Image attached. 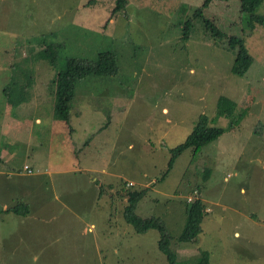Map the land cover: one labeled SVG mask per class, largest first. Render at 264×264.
Wrapping results in <instances>:
<instances>
[{
	"label": "rangeland",
	"instance_id": "1",
	"mask_svg": "<svg viewBox=\"0 0 264 264\" xmlns=\"http://www.w3.org/2000/svg\"><path fill=\"white\" fill-rule=\"evenodd\" d=\"M201 2L127 0L123 13L113 12L115 0H0V168L20 169L0 181L1 206L17 197L16 185L30 187L35 204L54 195L34 167H49L48 140L63 129L49 91L55 68L39 57V39L61 44L59 67L105 50L118 66L116 75L76 81L65 124L77 158L94 167L108 159L113 176L102 179L111 191L96 201L83 173L61 176L66 193L57 198L67 207L0 218V264H166L160 232L125 222L126 191H146L135 212L163 221L181 264L200 250L208 264H264V23L251 22L240 0H209L202 13L226 35L218 38L192 17ZM255 14L264 16V0ZM229 35L242 37L252 58L244 77L231 73ZM200 114L221 135L194 155L183 150L166 175L170 149ZM196 197L205 207L201 230L192 243L178 242L185 205Z\"/></svg>",
	"mask_w": 264,
	"mask_h": 264
},
{
	"label": "trees",
	"instance_id": "2",
	"mask_svg": "<svg viewBox=\"0 0 264 264\" xmlns=\"http://www.w3.org/2000/svg\"><path fill=\"white\" fill-rule=\"evenodd\" d=\"M262 0H240V9L242 12L249 14V20L258 24L264 23V16L255 14L256 8ZM127 0H115L113 12L125 10ZM209 0H202L201 4L192 12V17L201 18L203 24L215 34L218 38H223L226 35L218 29L207 17L202 13V9L207 7ZM189 20L185 21L183 27V37L188 36ZM41 42L38 55L40 58H48L50 65L55 68V73L52 77L50 93L54 97L53 115L54 118L60 120H68V112L70 102L73 95L74 86L77 80L88 75H102L113 76L118 73V66L115 54L112 51L105 50L98 53L96 60L87 61L75 58H65L62 66H58V50L61 44L45 43L44 37L39 39ZM228 47L235 50V58L231 67V73L237 77H244L251 65L252 58L244 44L243 38L237 35L227 36ZM222 130L208 125V119L205 115L200 114L191 127L189 133L184 140L178 143L174 148L170 149V159L167 164V175L173 167V164L183 150L190 149L192 155L203 145L216 139L220 136ZM164 174V175H165ZM146 191H127L126 204L122 210V216L134 229L138 232L146 231L147 229H157L160 232L158 241L159 249L166 256V264H181L176 259L175 253L168 247V234L163 221L159 217L142 218L136 214V205L138 201L144 196ZM4 212H12L16 215H25L28 212L26 204L17 203L6 209L0 206V216ZM205 214V207L203 201L196 197L189 198L184 209V222L179 235L178 242L192 243L195 241L196 235L200 232V222ZM192 264H208V254L205 250H200L197 257Z\"/></svg>",
	"mask_w": 264,
	"mask_h": 264
},
{
	"label": "crops",
	"instance_id": "3",
	"mask_svg": "<svg viewBox=\"0 0 264 264\" xmlns=\"http://www.w3.org/2000/svg\"><path fill=\"white\" fill-rule=\"evenodd\" d=\"M68 115H69V118H67L68 120H62L63 122H61L63 123L61 124L63 126V129L56 130L52 136V141L49 142L48 140L46 161L48 162L49 167L48 168H38L36 166V163L34 162V167L36 168V174H38L37 176L45 177L47 180H49V184H51V195L54 194L53 197H50V199L47 201L44 200L39 204H35L36 200L29 196L30 187L24 188V187H17L16 185V191H17L16 196L17 197H15L14 199H11V201L8 203L9 205L2 204V206L1 205L0 206L2 207V209H6L14 204L22 203V204L27 205L28 212L25 215H16L12 212H4L1 214L0 218H4V216H7L8 213H12L15 216H19V219L21 220H28L31 217L35 216V213H33V210H32L34 208L40 209L42 214H46V211L52 208L53 206L51 205L53 204L56 205V203H58L62 207H67V205L64 204L61 199L57 198L58 196L62 197L63 194L66 193V190L63 188L62 185H60V183H57V181H60L61 176L67 175V174H74L75 177H77L76 175H79L80 177L81 176L80 174L83 173V176L87 177L86 179L88 180L89 184L91 183L95 185V191H97L96 201H99L102 198L103 193L108 192L106 191L105 187H109L110 188L109 192L111 191V184L109 182H106V180L104 182L102 179V176H106V177L113 176V174L111 173L112 171L110 172L109 168L107 167L108 159L106 157H104L105 161L104 160L101 161V164L97 163V164H100L99 165L100 167H94L93 163L89 162L90 158L88 156H86L84 159H79L76 157L75 155L76 148H75V145L72 143V138H71L74 128H71L70 126L67 127L65 125V124L69 125L70 114ZM34 121L35 122L39 121V118H35ZM86 143L87 141L85 142V144ZM25 157L27 159L33 158L32 160L31 159L30 160L34 161V157L33 156L31 157V155L29 154L25 155ZM13 158H14V155H9L8 159L6 160V164L10 163L13 160ZM24 167L25 165L23 166V169ZM19 170H17L16 173ZM9 171L10 169L4 170L0 168V181H2V179L3 181H6L8 179H11L13 175H16L14 171H12L11 174H8ZM95 173L97 175H100V177L97 176V178H94L91 174H95ZM31 174L32 172L29 173V175ZM114 176L116 175L114 174ZM53 178L56 180V183L53 182ZM128 184L130 183H127V186L129 187ZM59 188H62V189L59 190ZM58 191H60V195L57 194ZM126 192L121 193L119 197L125 196ZM3 193L5 194V192ZM74 214L77 215V213H74ZM92 226H93V223H91L88 226V228H91Z\"/></svg>",
	"mask_w": 264,
	"mask_h": 264
},
{
	"label": "built area",
	"instance_id": "4",
	"mask_svg": "<svg viewBox=\"0 0 264 264\" xmlns=\"http://www.w3.org/2000/svg\"><path fill=\"white\" fill-rule=\"evenodd\" d=\"M30 173V172H29Z\"/></svg>",
	"mask_w": 264,
	"mask_h": 264
}]
</instances>
